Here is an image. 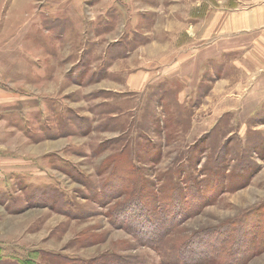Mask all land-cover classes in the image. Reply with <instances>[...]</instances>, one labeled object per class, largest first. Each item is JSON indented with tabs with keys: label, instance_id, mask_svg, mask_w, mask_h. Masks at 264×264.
<instances>
[{
	"label": "rangeland",
	"instance_id": "obj_1",
	"mask_svg": "<svg viewBox=\"0 0 264 264\" xmlns=\"http://www.w3.org/2000/svg\"><path fill=\"white\" fill-rule=\"evenodd\" d=\"M236 6L0 0V264H264V27L218 28Z\"/></svg>",
	"mask_w": 264,
	"mask_h": 264
},
{
	"label": "crops",
	"instance_id": "obj_2",
	"mask_svg": "<svg viewBox=\"0 0 264 264\" xmlns=\"http://www.w3.org/2000/svg\"><path fill=\"white\" fill-rule=\"evenodd\" d=\"M238 6L233 8V11L226 12L222 16L218 28H223L230 32L253 31L259 27H264V0H237ZM246 3V4H245ZM250 3V4H249ZM256 5L251 7V5ZM246 5V6H245ZM260 28V29H261ZM254 45L250 48V55L258 60H264V32L256 31Z\"/></svg>",
	"mask_w": 264,
	"mask_h": 264
}]
</instances>
